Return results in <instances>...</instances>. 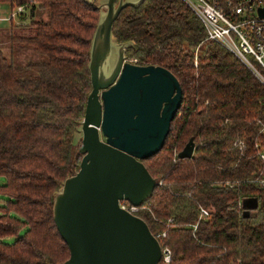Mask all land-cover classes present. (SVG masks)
<instances>
[{
	"label": "trees",
	"instance_id": "1",
	"mask_svg": "<svg viewBox=\"0 0 264 264\" xmlns=\"http://www.w3.org/2000/svg\"><path fill=\"white\" fill-rule=\"evenodd\" d=\"M0 2L23 5L30 15L28 24L19 16L29 34L11 24V56L0 47V191L8 196L0 204V264H61L69 248L53 204L82 156L75 135L91 89L99 0ZM37 10L47 19L35 18ZM112 36L132 43L126 57L165 66L182 87L163 147L143 159L158 182L138 212L152 233L166 230L170 264H264V85L231 52L205 40L182 0L127 5ZM26 48L39 58L14 57ZM191 137L193 157L175 155ZM239 137L242 152L232 145ZM201 207L209 209L206 217L199 218Z\"/></svg>",
	"mask_w": 264,
	"mask_h": 264
},
{
	"label": "water",
	"instance_id": "2",
	"mask_svg": "<svg viewBox=\"0 0 264 264\" xmlns=\"http://www.w3.org/2000/svg\"><path fill=\"white\" fill-rule=\"evenodd\" d=\"M93 3L94 0H87ZM99 0L88 63L91 89L77 131L78 169L56 193L53 219L69 248L61 264H159L161 244L147 222L119 206L142 205L157 185L143 159L163 147L182 102L178 78L165 66L131 62L112 26L127 5ZM264 17V7L259 8ZM191 137L178 156L193 157Z\"/></svg>",
	"mask_w": 264,
	"mask_h": 264
},
{
	"label": "built area",
	"instance_id": "3",
	"mask_svg": "<svg viewBox=\"0 0 264 264\" xmlns=\"http://www.w3.org/2000/svg\"><path fill=\"white\" fill-rule=\"evenodd\" d=\"M196 15L205 29V40L217 42L231 51L264 85V17L259 8L264 7V0H182ZM24 9L18 5L9 16L0 19L10 20ZM128 61L136 62L135 58ZM196 64V62H195ZM242 150L245 141L241 142ZM244 144V145H243ZM242 152V151H241ZM178 151L175 155L178 156ZM259 155L264 158V152ZM264 183L263 180L260 181ZM119 206L138 215L142 205H133L128 200H119ZM199 218L206 217L209 209L201 207ZM171 218L168 219L170 222ZM194 227L197 224H192ZM154 234V233H153ZM161 244L159 264H170L171 249L163 245L166 230L154 234Z\"/></svg>",
	"mask_w": 264,
	"mask_h": 264
},
{
	"label": "rangeland",
	"instance_id": "4",
	"mask_svg": "<svg viewBox=\"0 0 264 264\" xmlns=\"http://www.w3.org/2000/svg\"><path fill=\"white\" fill-rule=\"evenodd\" d=\"M12 10H15V7H11L8 2H0V17L9 16ZM21 12H24L25 14H19ZM21 12H19L17 14V16H15L14 18H12L11 21H8L6 19H0V47L2 48L4 54L7 57H10L11 56L10 55L11 54V47H12V49L14 48L12 46V44L10 43V35H11L10 27H11V24H14L15 25L13 27V30H14L15 33L20 34V35H22V34H29V31H28V28L27 27H22L21 25H19L20 24V21H21L20 19H22L19 16L20 15H23L24 23L25 24H28L29 23V17H30V15L26 11V9H23ZM34 17L35 18L42 17L43 19H47V11L46 10H37L36 15ZM219 45H221V44H219ZM222 47H224V46H222ZM229 52H231V51H229ZM14 57L16 59H18L20 62L26 63L28 61H35V60H37L39 58V54H37L31 48H26L23 51H21L19 54L18 53L15 54ZM76 134H77V132H76ZM243 140H244L243 138L239 137L235 141H233V143H232L233 147H235L236 149H238V151H240V152L241 151H244V149L246 147V144L245 145L243 144L244 146H243L242 150L240 148V145H242L240 143L243 142ZM76 141H77V144L79 145L80 144V141H81V133L80 132L77 134V140ZM255 146H257V145H255ZM5 182H6L5 176L4 175H0V185H3ZM7 200H8V196L6 194H4L2 191H0V204L6 203ZM23 233H24V229L21 230V234H23Z\"/></svg>",
	"mask_w": 264,
	"mask_h": 264
},
{
	"label": "crops",
	"instance_id": "5",
	"mask_svg": "<svg viewBox=\"0 0 264 264\" xmlns=\"http://www.w3.org/2000/svg\"><path fill=\"white\" fill-rule=\"evenodd\" d=\"M79 132H77V134H78ZM77 134L75 135V141L77 140ZM76 143H77V141H76Z\"/></svg>",
	"mask_w": 264,
	"mask_h": 264
}]
</instances>
